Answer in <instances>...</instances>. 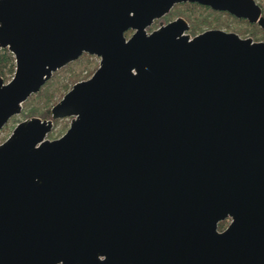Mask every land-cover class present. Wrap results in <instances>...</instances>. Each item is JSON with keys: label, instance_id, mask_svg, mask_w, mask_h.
<instances>
[{"label": "water", "instance_id": "water-1", "mask_svg": "<svg viewBox=\"0 0 264 264\" xmlns=\"http://www.w3.org/2000/svg\"><path fill=\"white\" fill-rule=\"evenodd\" d=\"M185 1L264 28L257 0H0V133L56 70L100 57L0 142V264H264V40L184 16L148 30Z\"/></svg>", "mask_w": 264, "mask_h": 264}, {"label": "trees", "instance_id": "trees-1", "mask_svg": "<svg viewBox=\"0 0 264 264\" xmlns=\"http://www.w3.org/2000/svg\"><path fill=\"white\" fill-rule=\"evenodd\" d=\"M260 5L263 8V14H264V0H257ZM197 6H200L199 9L203 8L204 5L194 2ZM180 4H176L173 6L170 12L165 14L164 17L168 18L172 12H174L175 8L179 6ZM193 9H197L196 6L192 7ZM198 10V9H197ZM216 13H219L218 16L213 17V19H210L206 14L204 15L203 11L201 13L195 14V17L191 18V13H187L186 18L190 20V31L193 35L198 32V29L202 28L203 26H222L228 25L227 20H223L220 17V14L222 13L219 10L214 9L213 10ZM229 15V14H228ZM199 16H201L199 18ZM239 19V18H238ZM248 21V20H246ZM249 22V21H248ZM251 27V31H246L245 33L248 34V36H252L256 40H264V28H262L258 23L249 22ZM155 26V25H154ZM230 26V25H228ZM152 28V27H149ZM255 28V29H254ZM240 34H242L241 30L235 29ZM129 33V32H128ZM78 58L75 61H72L71 63H68L67 65L61 67L59 70H66L69 69L71 65L74 63L81 64L82 61ZM94 63V65H92ZM99 63L91 61L90 59L84 62V65L82 66V69L76 70L72 72L69 75V78L66 81H62L61 83H56L55 77L57 76V72L53 74L51 78H49L46 83L42 86V88L35 93H32L24 102H23V109H22V115L25 116V118L30 116H40L42 118H50L52 115L51 108L52 106L73 86L75 82L78 80H81L82 78H87L91 76V74L94 72V70L98 67ZM16 69V57L14 53L8 48V47H0V75H2L6 80L10 79L11 76L14 74ZM87 70L88 72L85 75H82V72L84 70ZM14 117V116H13ZM62 119H55L54 127L57 125L59 121ZM63 131L66 130L68 127V123H63ZM49 132L50 137H56L58 135H55L54 128ZM229 223L228 219L222 220L219 225L220 227H225L226 224Z\"/></svg>", "mask_w": 264, "mask_h": 264}, {"label": "rangeland", "instance_id": "rangeland-1", "mask_svg": "<svg viewBox=\"0 0 264 264\" xmlns=\"http://www.w3.org/2000/svg\"><path fill=\"white\" fill-rule=\"evenodd\" d=\"M198 3V2H197ZM194 6H196V8L198 9L197 11H195L194 12V10H193V8L192 7H194ZM200 7L199 6H197V5H193V4H191V3H186V4H183V5H179V6H177L176 8H175V10H174V12H172V14H170L169 15V17L168 18H165V20L167 21L168 19H171V18H173V17H175L176 15H181V16H187V13H191V10L195 13V14H197L198 12L199 13H201L202 11H203V13H204V15L206 14L210 19H213V17H215V16H218V14L219 13H216V12H212V13H210V12H207L206 10H205V8H201V9H199ZM194 13H193V16H191V18L193 19L194 18ZM203 13H201V14H203ZM209 13V14H208ZM201 16H199V18H200ZM220 17H221V19H223V20H227L228 21V25H230V26H228V28L229 29H231V28H235V29H238V30H241L242 31V36H248V34L247 33H245L246 31H251V29H253L252 27H251V25H250V21L248 22V21H246V20H244V21H241L240 19H238L237 17H234V16H231V15H228V14H220ZM171 21V20H170ZM253 23H255V22H253ZM257 23V22H256ZM158 25V23L157 24H155V26H157ZM155 26H153V27H155ZM152 27V28H153ZM152 28H149V30L150 29H152ZM205 28V26H203L202 28H200V29H198V32L197 33H199V31L200 30H203ZM255 29V28H254ZM206 30V29H205ZM236 31V30H235ZM236 32H238V31H236ZM196 33V34H197ZM129 35V34H128ZM127 35V36H128ZM195 35V34H194ZM81 61H82V63L81 64H77V63H74L73 65H71L70 67H69V69H66V70H56L55 72H57V76L55 77V81H56V83L58 82V83H61L62 81H66L68 78H69V75L72 73V72H74V71H76V70H81L82 69V66L84 65V62L85 61H87V60H91V61H94V62H98L99 61V57L98 56H96V55H92V54H90V53H88V54H82L81 56ZM79 57V58H80ZM71 63V62H70ZM73 63V62H72ZM99 63V62H98ZM92 65H94V63L92 64ZM99 66V65H98ZM97 69V68H96ZM54 72V73H55ZM88 71L85 69L84 70V72H82V75H85L86 73H87ZM53 73V74H54ZM13 76V75H12ZM11 76V77H12ZM53 76V75H52ZM51 76V77H52ZM9 80V79H8ZM23 119H25V116H23L22 115V111H21V113H19V114H16V115H14V117H11L10 119H9V121L4 125V127L2 128V131H1V133H0V142L1 141H4L8 136H9V134L12 132V130H13V128L15 127V125L19 122V121H21V120H23ZM58 119H60V118H58ZM63 123H68V118H63L61 121H59L58 123H57V125L54 127L55 129V131H54V133H55V135H58V134H60L64 129H63ZM49 136V135H48ZM50 137V136H49Z\"/></svg>", "mask_w": 264, "mask_h": 264}, {"label": "flooded vegetation", "instance_id": "flooded-vegetation-1", "mask_svg": "<svg viewBox=\"0 0 264 264\" xmlns=\"http://www.w3.org/2000/svg\"><path fill=\"white\" fill-rule=\"evenodd\" d=\"M191 3V4H193V5H196V4H194V2H190V1H185V2H180V3H176V4H180V5H183V4H186V3ZM175 4V5H176ZM174 5V6H175ZM202 5H204L203 6V8H205V10L207 11V12H210V13H212L213 12V8L212 7H210V6H208V5H205V4H202ZM200 7V6H199ZM173 8V7H172ZM171 8V9H172ZM194 10V12L195 11H197V9H193ZM171 11V10H170ZM169 11V12H170ZM219 11H221L222 13L221 14H229V15H231V16H234V17H237V16H235V15H233L232 13H230V12H228V11H223V10H219ZM192 10H191V16H193V13H194ZM167 14V13H166ZM209 14V13H208ZM165 16V15H164ZM164 16H162L161 18H158V19H155V21L153 22V24L150 26V27H153L155 24H157L158 23V25L157 26H155V27H153L152 29H150L149 30V28H148V30L149 31H151V30H153L154 28H157L158 26H160L161 24H163V23H167V22H169L170 20H173V19H175V18H177L178 16H181V15H176L175 17H173V18H171V19H168L167 21L165 20V18L166 17H164ZM194 17H195V13H194ZM186 18V17H185ZM237 18H239V17H237ZM187 20H188V23H189V25H190V20L188 19V18H186ZM241 21H244V20H248V19H246V18H239ZM191 27V26H190ZM209 28H222V29H225V30H233V31H235L233 28H231V29H229L228 28V25H224V24H222V26H206L203 30H200L199 32H202V31H204L205 29H209ZM190 31V29L188 30V32ZM129 32V33H128ZM134 32V29H129L128 31H126V34L128 35V37L132 34ZM191 33V32H190ZM239 33V32H238ZM192 34V33H191ZM193 35V34H192ZM84 54H88V52H84L83 53V55ZM92 55H95V54H92ZM99 57V56H98ZM98 62H100V57H99V61ZM96 70V69H95ZM94 70V71H95ZM92 75V74H91ZM88 78V77H87ZM82 79H84V78H82ZM63 118H68V127H69V125H70V122H71V119H72V116H66V117H63ZM63 118H60V119H63ZM54 124H55V121H54ZM68 127L66 128V130L68 129ZM65 130V131H66ZM65 131H63L60 135H58V136H56V137H59V136H61ZM56 137H50V138H56ZM2 142V141H1ZM229 220V219H228ZM228 225V223L226 224V226ZM225 226V227H226ZM225 227H220V225H219V229L220 230H223Z\"/></svg>", "mask_w": 264, "mask_h": 264}]
</instances>
